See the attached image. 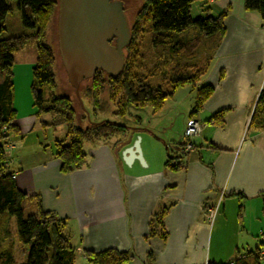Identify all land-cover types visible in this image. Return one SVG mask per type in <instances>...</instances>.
<instances>
[{
  "label": "crops",
  "instance_id": "1",
  "mask_svg": "<svg viewBox=\"0 0 264 264\" xmlns=\"http://www.w3.org/2000/svg\"><path fill=\"white\" fill-rule=\"evenodd\" d=\"M199 6L225 13L226 32L211 36L213 50L198 84L213 92L198 111L197 95L190 99L180 128L172 118V132L162 133L154 119L162 109L151 108V116L135 115L126 134L87 143L85 164L65 174L53 148L27 141L38 117L20 115L14 104L20 130L13 134L10 165L28 196L24 206L35 211L40 201L63 219L85 264V250L108 248L131 252L128 264L230 262L260 249L264 264V128L250 125L264 87L263 18L247 10L245 0H203ZM192 118L203 128L193 138L195 149L182 154L178 147ZM169 154L181 155L172 163L182 167L170 168ZM215 205L210 222L207 211ZM163 210V224L155 226ZM0 231L8 235L5 226Z\"/></svg>",
  "mask_w": 264,
  "mask_h": 264
},
{
  "label": "trees",
  "instance_id": "2",
  "mask_svg": "<svg viewBox=\"0 0 264 264\" xmlns=\"http://www.w3.org/2000/svg\"><path fill=\"white\" fill-rule=\"evenodd\" d=\"M14 1L21 12L23 25L34 28L35 33L0 38V72L3 75L0 80V230L5 219L10 216L16 218L19 240L24 245H29L28 259L22 264H75L77 249L66 233V222L54 211L44 209L40 201L37 202L35 211L27 210L24 203L28 196L19 188L14 172L11 171V156L6 145L14 140L13 134H17L20 130L17 124V109L13 102L14 52L24 47L30 38L36 39L37 61L33 68L35 81L32 85L34 104L37 109L36 116L51 114L53 122L43 121L44 127L57 124L66 126V138L55 140L53 147L54 154L61 160L63 173L69 174L85 164L88 155L87 143L124 135L133 127L114 119L96 121L98 123L88 120L90 125L87 127L76 123V110L72 100L55 92L57 86L54 70L55 54L47 41L48 27L56 6H59V0ZM193 3L194 0H148L147 3L154 43L160 46L169 45L172 55L178 58V65L182 62L179 59L189 63L186 64L187 66L190 65L189 59L197 55L202 36L196 37L193 41H185L175 39V34L182 33L190 26H196L205 36L219 35L222 38L226 32L225 13L219 15L206 13L193 17ZM245 8L259 11L264 24V0H245ZM9 11L8 0H0V34L4 30V19ZM131 31L132 41L127 48L131 47L135 41L136 26H132ZM128 58L126 55V65L116 76L99 70L93 77L85 79H91L86 93L94 113L107 108L101 98L104 92L108 93L109 100L114 106V114L120 117L133 115L134 110L145 107H151L156 113L164 107L166 100L172 97L178 88L188 84L197 89L194 111H198L204 100L213 92L211 85L198 86L206 69L199 70L200 72L195 74L178 72L172 76L171 88H165L161 83L149 81V78L156 76L157 71L153 72L154 75L141 74L136 71V66L129 64ZM250 125L255 128H264V87ZM180 157L181 155L169 154L167 165L174 169L182 167L181 163H172ZM26 210L28 213L25 212ZM164 211L158 214L155 226L159 224L162 226ZM1 232L3 231H0V234ZM152 233H155L153 228ZM160 234L166 237L163 229L160 230ZM85 255L89 264H128L134 256L127 250L117 248L101 251L87 249ZM15 258L13 245L4 248L0 241V264H15ZM207 264H263L262 253L258 249L230 262L210 261Z\"/></svg>",
  "mask_w": 264,
  "mask_h": 264
},
{
  "label": "rangeland",
  "instance_id": "3",
  "mask_svg": "<svg viewBox=\"0 0 264 264\" xmlns=\"http://www.w3.org/2000/svg\"><path fill=\"white\" fill-rule=\"evenodd\" d=\"M125 6V11L129 19L130 26H136L137 34L135 36V41L131 47L125 50L129 64L136 66V71L139 73L153 74L157 71L156 76L149 78V81L161 83L165 88H171L172 76L176 73L187 72L189 74H195L196 72L203 71L207 67L208 57L211 56L213 50V39L211 36L202 35L196 26H190L188 29L182 33L175 34V39L193 41L198 36H202V41L200 47L198 48L197 55L189 59L190 65H186L185 60L178 65V58L172 55L168 46H160L158 43H154L153 32L150 24V16L148 14V0H122ZM211 1V0H210ZM216 1V0H215ZM214 1V2H215ZM10 11L4 19V30L0 34V38L7 37H17L22 34L32 35L35 33L34 28L25 27L22 23L21 12L18 9L16 2L14 0H8ZM199 4H203V0H194L192 16H202L206 13L202 10ZM58 5L56 6L54 13L52 15V20L50 21L48 27L47 41L55 54L54 70L57 77V86L55 92L61 96L69 97L75 108L76 112V123L79 126L87 127L90 122L101 121L104 119H114L120 122H125L127 125L132 126L133 122H137L135 119L136 114L149 115L151 112V107H145L142 109L134 110L133 115H126L124 117L116 116L114 114V106L109 100L108 93H102L101 98L107 108L98 113L92 111V105L89 97L87 96V87L91 84L90 80H85L81 84V103L76 88L71 84L67 71L63 65L61 53L59 50V35H58ZM143 13H146L143 15ZM14 65L12 68V81H13V100L14 104L19 110L20 115H28L37 113V109L34 104V94L32 85L35 81L33 68L37 61V41L35 38H30L26 45L16 52H14ZM188 60V59H186ZM178 65V68H177ZM199 71V72H200ZM2 73L0 72V80H2ZM201 84V80L199 81ZM198 83V84H199ZM188 84L180 87L179 92H177L175 99L179 102L176 110H172V97H169L164 107L159 114H156L154 119H157L162 125L160 130L164 133L165 128H168L169 132H172V118L176 120V128H180L183 122L184 113L187 111V106L190 105L188 102L193 96L197 95V90ZM91 111V112H90ZM89 112L90 118L87 115ZM152 113L153 110H152ZM151 116V114L149 115ZM160 119V120H158ZM48 123L53 122V117L51 114H42L38 116L36 121V127L30 130L27 134V141L31 144L34 141L40 140L44 142L49 148L54 147L55 140L66 138L67 130L66 126L63 124L43 126V121ZM90 122H89V121ZM145 122V121H144ZM147 125L151 124L152 121L149 119L146 121ZM133 127V126H132ZM144 132L145 130H140ZM139 138V137H138ZM137 141V140H136ZM135 141V142H136ZM28 213V211H25ZM13 220L5 219L1 226L8 228V235L1 232L0 241L6 246L13 245L15 253V264H22L28 259L29 245H24L18 237L17 233V221L14 216H10ZM75 264H85L83 258L77 254ZM88 264V263H86Z\"/></svg>",
  "mask_w": 264,
  "mask_h": 264
},
{
  "label": "water",
  "instance_id": "4",
  "mask_svg": "<svg viewBox=\"0 0 264 264\" xmlns=\"http://www.w3.org/2000/svg\"><path fill=\"white\" fill-rule=\"evenodd\" d=\"M58 7L62 62L83 104L80 86L85 79L99 70L112 76L123 70L131 26L122 0H59Z\"/></svg>",
  "mask_w": 264,
  "mask_h": 264
},
{
  "label": "built area",
  "instance_id": "5",
  "mask_svg": "<svg viewBox=\"0 0 264 264\" xmlns=\"http://www.w3.org/2000/svg\"><path fill=\"white\" fill-rule=\"evenodd\" d=\"M211 1L214 2L215 0H211ZM202 128H203V125L199 120L192 118L187 122L186 128L184 130V134H183V139H184V145L182 148L183 153L190 152L195 149L193 138L195 136H198L201 133ZM15 147L16 145L13 141H10L6 145V149L9 151V153H11L15 149ZM217 211H218V205H215L208 209L207 216L210 222L214 221Z\"/></svg>",
  "mask_w": 264,
  "mask_h": 264
}]
</instances>
